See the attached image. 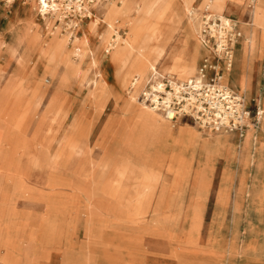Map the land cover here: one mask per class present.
Returning <instances> with one entry per match:
<instances>
[{
	"label": "rangeland",
	"instance_id": "1",
	"mask_svg": "<svg viewBox=\"0 0 264 264\" xmlns=\"http://www.w3.org/2000/svg\"><path fill=\"white\" fill-rule=\"evenodd\" d=\"M35 1L0 0V184L13 185L0 186V258L12 264H111L108 254L120 264H179L211 246L221 248L227 231H234L236 253L243 228L231 221L230 186L223 216L215 215L221 213L216 200L223 161L212 158L204 186H192L204 163L199 139L170 147L179 156L194 149L187 186H173L167 170L175 174L180 167L167 156L161 162L170 169L158 168L165 186L142 187L134 177L132 150L149 125L137 117L144 106L136 100L129 107L132 78L117 81L111 62L113 40L128 37V23L115 19L118 34L106 26L107 10H120L124 0H45L55 5L47 14ZM168 2L154 0L150 21L159 18L167 47L188 61L198 40L189 24L194 11L185 9L171 21L164 13ZM200 2L191 6L196 10ZM199 48L195 68L207 53ZM174 124H168L172 133L188 127L210 144L230 135L203 131L188 118ZM11 154L21 163L11 162ZM34 169L56 175L43 177L44 186H29Z\"/></svg>",
	"mask_w": 264,
	"mask_h": 264
},
{
	"label": "crops",
	"instance_id": "2",
	"mask_svg": "<svg viewBox=\"0 0 264 264\" xmlns=\"http://www.w3.org/2000/svg\"><path fill=\"white\" fill-rule=\"evenodd\" d=\"M249 1L226 0L219 14L239 22L242 37L235 47L233 69L226 75V81L232 89L244 95L249 108L253 111L257 108L260 113L257 126L247 129L242 139L236 134H230L211 144L205 138L193 137V129L186 127L184 133L186 140L199 139L200 148L204 151V163L195 169L192 186H204V169L209 166L212 158L223 161L218 177V186L222 187L216 200V206L221 208L218 212L221 213L215 215L216 218L223 216L228 204L226 196L231 187L234 196L231 202V221L241 224L242 243L235 253L232 246L234 231H227L225 244L221 248L211 246L209 251L200 254L194 261L179 264H264V0H256L260 10L259 23L254 22V14L251 8H247ZM193 150L191 147L190 152L180 155V171L177 173L164 167L173 176V186H187V177L192 170ZM8 159L13 163H21L22 160L13 154ZM46 172L32 170L29 186H44L43 177L56 175V172ZM160 184L165 186L162 173ZM0 186L13 185L2 182ZM194 218V222H197L198 210L195 211ZM234 260H240V263H234Z\"/></svg>",
	"mask_w": 264,
	"mask_h": 264
},
{
	"label": "bare ground",
	"instance_id": "3",
	"mask_svg": "<svg viewBox=\"0 0 264 264\" xmlns=\"http://www.w3.org/2000/svg\"><path fill=\"white\" fill-rule=\"evenodd\" d=\"M192 1L193 0H171V2L167 3L164 13L166 12V14L169 15L170 20L174 21L173 19L180 17L181 12H184L185 9L187 11L193 10L194 16L189 18V24L196 30L197 38L200 26V8L207 5L211 12L213 11V14H216L221 18H228L224 14H219L222 12L226 0H201L200 5L196 10L191 6ZM35 2L43 14L48 13V8L55 10V5L48 6L46 3L47 1L45 0H36ZM153 11L154 0H124L123 7L120 10L113 6L106 12V26L108 33L113 31L118 34L115 31V19L117 17H122L128 23V37L126 39L117 37L113 40L115 45L112 46L114 51L111 55V62L117 81L122 82L127 76L132 78L130 90L127 92V100L130 103L129 107L136 103L139 87L148 77L149 72L153 70L160 74H168L174 76L176 79L185 80V78L192 76L195 73V60L200 56L199 46L201 45L198 39L193 54L188 61L175 57L174 47H167L169 35L166 34L163 29H160L159 18L157 17L155 22L150 21V18L154 15ZM251 11L254 14V22L257 23L260 18V10L256 0L251 6ZM251 38H254V36ZM144 107L140 108L137 117L141 119L145 125H149V128H143L142 135L136 143V147L132 150L133 154H135L134 167L137 166L134 177L135 179H138L140 186L142 187L158 186L161 182V171L158 168L165 167L162 163L164 159H162L161 162V158L167 156L169 160L175 159L177 166L179 165L180 156L172 154L170 147L174 144L176 146V143H182L185 140V129L180 127L177 135L172 133L168 128V124L171 122L172 126L176 127L177 125L174 124V120H171L169 117H165L161 113L148 107ZM38 154H40L39 151ZM98 163H103V159ZM167 169L170 168L167 166ZM105 258L108 263L120 264L115 256L105 254ZM0 264L12 263L3 257L0 258Z\"/></svg>",
	"mask_w": 264,
	"mask_h": 264
},
{
	"label": "built area",
	"instance_id": "4",
	"mask_svg": "<svg viewBox=\"0 0 264 264\" xmlns=\"http://www.w3.org/2000/svg\"><path fill=\"white\" fill-rule=\"evenodd\" d=\"M199 22L198 39L207 53L195 73L180 80L152 70L138 103L171 120L188 118L203 131L236 134L242 139L247 129L256 128L260 113L249 108L244 95L226 81L242 37L239 22L213 14L207 5L200 10Z\"/></svg>",
	"mask_w": 264,
	"mask_h": 264
}]
</instances>
